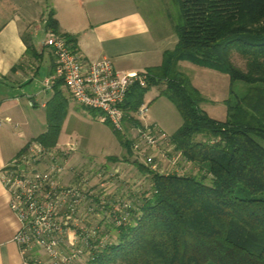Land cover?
<instances>
[{"label":"trees","instance_id":"obj_1","mask_svg":"<svg viewBox=\"0 0 264 264\" xmlns=\"http://www.w3.org/2000/svg\"><path fill=\"white\" fill-rule=\"evenodd\" d=\"M178 4L174 49L146 71L147 87L130 88L122 109L125 120L138 125L133 115L150 88L160 85V96L183 119L171 139L199 174H153L140 165L148 190L132 197L119 227L113 220L106 223V247L85 264H264V0ZM47 29L58 32L52 15ZM68 42L76 52L74 41ZM182 61L227 75L230 93L235 84L242 86L234 104L226 101V121L200 108L204 99L179 72ZM65 116L66 105H51L47 131L35 142L56 147ZM113 133L131 155L130 143Z\"/></svg>","mask_w":264,"mask_h":264},{"label":"built area","instance_id":"obj_2","mask_svg":"<svg viewBox=\"0 0 264 264\" xmlns=\"http://www.w3.org/2000/svg\"><path fill=\"white\" fill-rule=\"evenodd\" d=\"M42 46L51 51L55 65V73L45 80V86L62 80L77 105L98 112V122L124 136L130 143L133 162L149 173H177L182 155L171 137L150 123L147 103L133 115L138 125L125 120L122 106L126 95L133 86L147 87L145 71L119 72L105 58L87 63L60 32H47ZM76 146L71 143L47 149L31 142L0 173L1 183L10 195V208L20 223L14 241L22 256L21 264H42L39 258L31 257L33 248L42 249L52 264H75L82 258L85 264L94 251L106 247V223L113 220L119 227L126 220L127 204L109 201L110 175L104 167L91 173L68 167ZM166 162L175 170L163 167ZM67 174L73 175V181L65 185Z\"/></svg>","mask_w":264,"mask_h":264},{"label":"crops","instance_id":"obj_3","mask_svg":"<svg viewBox=\"0 0 264 264\" xmlns=\"http://www.w3.org/2000/svg\"><path fill=\"white\" fill-rule=\"evenodd\" d=\"M50 15L57 21L58 32L74 41V49L87 63L105 58L116 71L146 72L161 65L166 51L140 9L127 0H0V173L24 145L47 131L46 123L44 131L31 135L33 141L28 142L25 131L29 115L39 109L47 112L54 103L63 104L66 114L84 109L94 112L98 122L100 114L77 105L59 79L49 86L44 84L55 73L52 53L42 46ZM45 52L48 68L44 78L38 80ZM157 91L162 97L160 85ZM115 163L105 166L109 169ZM69 179L73 181L72 174H67L63 183L67 185ZM19 229L10 208V195L0 180V264H21L14 241Z\"/></svg>","mask_w":264,"mask_h":264},{"label":"rangeland","instance_id":"obj_4","mask_svg":"<svg viewBox=\"0 0 264 264\" xmlns=\"http://www.w3.org/2000/svg\"><path fill=\"white\" fill-rule=\"evenodd\" d=\"M127 2H132L134 7L140 9L151 29L159 35L158 42L165 47L166 51H172L177 43L174 29L181 23L178 0H127ZM42 59L43 65L39 69L38 80L44 78L48 68L49 57L46 52ZM236 63L241 65L240 60H236ZM178 68L179 72L189 78L191 84L204 99L200 108L212 119L226 121V101L230 100V103L234 104L237 100L236 95L243 91L242 86L235 84L232 87L233 93H230V81L225 74L188 61L180 62ZM34 87L35 84L30 86V90ZM146 95L144 101L148 106L147 116L150 123H155L167 136L172 137L183 123L179 111L165 97H159L157 86H152ZM72 106L75 107V104L72 103ZM83 111L84 109L80 112L70 110L66 114L56 145L63 147L65 143L66 145L76 143V152L69 156L68 167L75 170L84 169L90 173L96 171L97 168L104 167L110 175L107 190L109 201L120 200L128 204L138 192L148 188V175L139 169L140 163L133 162L132 156H128L127 149L114 135L109 125L96 122L94 112ZM29 122L25 131L29 135L28 142L33 141L31 135L44 131L43 126L47 123L46 110L39 109L33 115H29ZM261 145L264 148V141H261ZM125 157H128V161H125ZM111 161L116 162V166H110L108 169L105 165ZM177 166L179 175L199 174L198 167L186 162L182 156ZM163 167L175 170L168 162L164 163ZM67 183H72V181L69 179ZM94 190L98 192V189ZM31 257L39 258L42 264H52L40 248H33ZM84 262L82 258L75 264Z\"/></svg>","mask_w":264,"mask_h":264}]
</instances>
